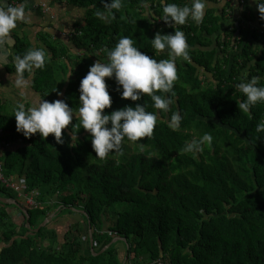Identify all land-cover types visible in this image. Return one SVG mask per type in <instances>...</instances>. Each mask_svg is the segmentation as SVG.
<instances>
[{
	"label": "trees",
	"instance_id": "1",
	"mask_svg": "<svg viewBox=\"0 0 264 264\" xmlns=\"http://www.w3.org/2000/svg\"><path fill=\"white\" fill-rule=\"evenodd\" d=\"M53 2L84 14L69 42H43L44 68L25 73H35L33 87L42 99H63L75 110L90 65L105 60L104 50L124 36L150 57L167 58L151 47L156 32L175 30L159 20L160 0H122V7L113 10L115 17L105 21L94 15L103 7L101 0ZM233 6V0H206L201 24L189 20L175 26L185 34L190 59L177 60L174 103L157 120L151 137L125 139L103 159L95 157L83 129L77 146H69L75 118L62 131V144L51 135L26 138L16 131L15 109L0 100V163L7 178L24 180L28 192L39 194L38 208L28 209L31 229L15 207L0 203V264H123L127 255L126 264H264V132L255 131L264 120V102L241 112L237 104L244 97L235 87L254 76L264 86V33L231 24L233 15L226 17V10ZM254 11L249 20L264 28L257 7ZM224 20L230 25L219 34ZM26 51L22 42L17 55ZM106 84L112 99L106 113L135 103L154 110L147 95L137 102L123 100L114 79ZM172 112L182 116L177 130L166 123ZM205 133L212 141L201 152L183 151L186 142ZM0 196L21 203L13 191L1 189ZM52 214V223L34 233ZM75 214L78 222L72 220ZM63 218L66 231L60 232L54 226ZM88 223L97 255L117 238L127 245L117 243L94 257Z\"/></svg>",
	"mask_w": 264,
	"mask_h": 264
},
{
	"label": "clouds",
	"instance_id": "2",
	"mask_svg": "<svg viewBox=\"0 0 264 264\" xmlns=\"http://www.w3.org/2000/svg\"><path fill=\"white\" fill-rule=\"evenodd\" d=\"M253 2L261 20H264V0ZM101 4L103 7L97 9L94 15L105 21L109 15L115 17L113 10L118 11L122 7V0H101ZM160 4L163 7L159 20L175 30L168 34L156 32L151 39V47L156 54L166 53L167 58L157 60L153 56L150 57L135 46L131 37H121L114 47L104 50L106 59L97 60L90 65L87 74L81 79L78 89L79 104L75 110L63 99H42L37 105L28 108L19 103L13 112L16 131L26 138L37 133L41 139L51 135L56 143L62 144V131L67 129L75 118L76 123L72 124L70 130L69 146H77L78 134L83 129L89 134L92 150L99 159L105 158L113 150L120 149L125 139L138 142L142 138L151 137L157 120L167 114L169 106L174 103L173 86L178 78L177 60L190 59L185 34L175 26L184 25L189 20L199 25L203 22L206 11V0H190V4L182 6L160 0ZM24 19L23 3L13 6L7 0H0V42L8 38L17 23ZM45 60L46 50L43 48L29 49L22 56L17 55L14 59L15 84L18 87L25 84V73L31 74L36 69H43ZM106 79L115 80L116 90L123 100L137 102L147 95L154 110L148 111L145 104L135 103L134 106L125 105L106 113L105 109L112 106ZM260 79L254 76L246 82L236 84L235 87L244 97L237 104L241 112L249 113L255 105L264 102V86H259ZM181 120L179 112H172L166 123L169 129L177 130ZM255 131L264 132V120L256 124ZM211 141V135L205 133L198 141L186 142L183 151L195 155L202 151V145L206 142L210 144ZM138 147L143 149V144ZM21 205L26 208L22 202Z\"/></svg>",
	"mask_w": 264,
	"mask_h": 264
},
{
	"label": "crops",
	"instance_id": "3",
	"mask_svg": "<svg viewBox=\"0 0 264 264\" xmlns=\"http://www.w3.org/2000/svg\"><path fill=\"white\" fill-rule=\"evenodd\" d=\"M243 1L246 2L247 6H250L245 7V10L240 12L239 19L230 20L234 22L231 24L235 27L242 24V19L245 17H249L253 13L255 15L254 9L256 7L253 6V0ZM7 2L13 6L23 3L25 7V19L18 22L10 36L0 42V100L12 110L16 109L19 103H23L25 108H28L37 105L42 100L33 87L35 73L30 77H25L27 82L20 87L14 82V59L19 53L18 49L22 47V42L25 48L26 44L30 43L31 48H27L28 50L33 48L44 49L43 42H52L51 44L56 45L61 42H69L68 39L74 35L73 26L80 18V11L65 4H55L53 0H7ZM232 10L235 15L239 14L238 10ZM251 11L253 12L251 13ZM228 21L222 22V27L218 31L219 34L222 33L226 25H230V21ZM263 48L261 46V50ZM50 56L52 57V54ZM1 148L0 145V150ZM11 213L16 218L17 215L20 216V214L16 215L15 212Z\"/></svg>",
	"mask_w": 264,
	"mask_h": 264
},
{
	"label": "built area",
	"instance_id": "4",
	"mask_svg": "<svg viewBox=\"0 0 264 264\" xmlns=\"http://www.w3.org/2000/svg\"><path fill=\"white\" fill-rule=\"evenodd\" d=\"M233 7H235V9L239 11V14L235 15L233 10L228 8L226 10L228 16L226 17L233 15V18L231 20L239 19L240 12L245 10V1L243 0H238L237 2L234 1ZM243 24H245L248 28L255 27L258 33L259 32L264 33V28L258 27L255 23L249 20L248 16L242 19V25ZM1 189L15 192L17 194L18 199L25 205L27 209L29 208L37 209L39 206L38 202L36 201V198H38L39 194L36 192H28L25 181L20 180L17 182L14 179L7 178L2 163H0V190ZM109 235L111 236L112 234L109 233Z\"/></svg>",
	"mask_w": 264,
	"mask_h": 264
},
{
	"label": "water",
	"instance_id": "5",
	"mask_svg": "<svg viewBox=\"0 0 264 264\" xmlns=\"http://www.w3.org/2000/svg\"><path fill=\"white\" fill-rule=\"evenodd\" d=\"M0 203L2 205H5V206L15 207L21 214H23L26 217L27 229H31V227L29 225V214H28V210L26 208H24L22 205H20L15 200L3 198L1 196H0ZM71 211L73 213L81 214L83 216H86V213L84 211H78V210H75V209H71ZM55 217H56V214H52L48 219H46L44 221V223L36 231H34V233H38L41 229H44L48 225H50ZM88 229H89V237H90V240H89L90 241V250H91V252H92L94 257H97V256H100V255L104 254L112 245H115L117 243H124V244L127 245V240L126 239L117 238L109 246H107L105 249H103L102 252L99 255H97L95 250H94V239H93L92 227H91L90 223H88ZM127 260H128V255L126 256L125 261H124L123 264H126Z\"/></svg>",
	"mask_w": 264,
	"mask_h": 264
},
{
	"label": "rangeland",
	"instance_id": "6",
	"mask_svg": "<svg viewBox=\"0 0 264 264\" xmlns=\"http://www.w3.org/2000/svg\"><path fill=\"white\" fill-rule=\"evenodd\" d=\"M82 14H84V13H82V11H80V15H82ZM82 17V16H81ZM29 45L28 44H26V48H29L28 47ZM61 65V64H60ZM58 70L62 73L63 72V67L62 66H60V67H58ZM14 179H15V177H13ZM2 197V196H1ZM19 200V199H18ZM16 202H18L20 205H21V203L19 202V201H16ZM71 210V209H70ZM10 212V211H9ZM20 216H17V218H19ZM75 218H78L77 217V215L75 214L74 216H72V220L74 221V222H78V221H75ZM21 220V219H20ZM69 220V219H68ZM78 220H80V218H78ZM66 225H67V220L65 219V218H63V219H61L54 227H57L58 229H59V231L61 232V231H66ZM86 228L85 227H83V235H84V239H83V241H84V249H85V251H87L86 249H88L87 248V245H86V242H87V239H86ZM64 232H62V234H63ZM121 250L123 251V246L121 245Z\"/></svg>",
	"mask_w": 264,
	"mask_h": 264
}]
</instances>
